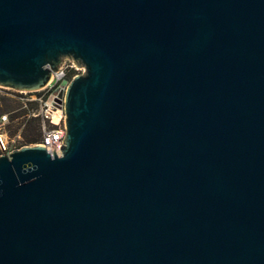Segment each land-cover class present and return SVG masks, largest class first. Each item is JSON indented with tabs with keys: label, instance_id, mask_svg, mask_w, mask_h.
I'll list each match as a JSON object with an SVG mask.
<instances>
[{
	"label": "water",
	"instance_id": "1",
	"mask_svg": "<svg viewBox=\"0 0 264 264\" xmlns=\"http://www.w3.org/2000/svg\"><path fill=\"white\" fill-rule=\"evenodd\" d=\"M64 57L62 154H0V264H264V0H0L1 86Z\"/></svg>",
	"mask_w": 264,
	"mask_h": 264
},
{
	"label": "built area",
	"instance_id": "2",
	"mask_svg": "<svg viewBox=\"0 0 264 264\" xmlns=\"http://www.w3.org/2000/svg\"><path fill=\"white\" fill-rule=\"evenodd\" d=\"M85 72L81 63L75 64L72 57H64L57 66L56 71H51L46 84L35 91L17 90L0 85V94H4L16 101L27 116L38 117L41 125V137L38 143L45 147L47 152L60 156V145L65 137V112L64 97L68 84L76 75ZM33 104V108L29 105ZM8 122L6 113L0 115V154H8L19 147L6 146L4 134L5 124ZM3 130V131H2ZM53 150V152H52Z\"/></svg>",
	"mask_w": 264,
	"mask_h": 264
},
{
	"label": "rangeland",
	"instance_id": "3",
	"mask_svg": "<svg viewBox=\"0 0 264 264\" xmlns=\"http://www.w3.org/2000/svg\"><path fill=\"white\" fill-rule=\"evenodd\" d=\"M19 109L17 103H15L11 98H1L0 99V115L6 113L8 116V122L4 127V134L6 138V146L9 148L21 147L25 145H35L38 142L23 144L21 127L16 128V119L11 120L10 117ZM3 131V130H2Z\"/></svg>",
	"mask_w": 264,
	"mask_h": 264
},
{
	"label": "trees",
	"instance_id": "4",
	"mask_svg": "<svg viewBox=\"0 0 264 264\" xmlns=\"http://www.w3.org/2000/svg\"><path fill=\"white\" fill-rule=\"evenodd\" d=\"M5 97L9 98L4 94H0V99ZM14 102L17 103L16 101ZM29 107L33 108V104H30ZM10 119L11 120L16 119L17 122L16 128L21 127L23 144L39 142L41 137V125L38 117L27 116L26 111L19 107V109L14 114H12Z\"/></svg>",
	"mask_w": 264,
	"mask_h": 264
}]
</instances>
